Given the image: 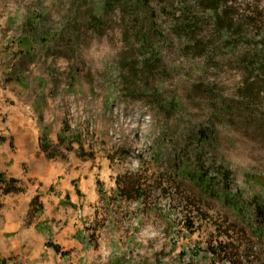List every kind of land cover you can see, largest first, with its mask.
<instances>
[{
	"label": "rangeland",
	"instance_id": "obj_1",
	"mask_svg": "<svg viewBox=\"0 0 264 264\" xmlns=\"http://www.w3.org/2000/svg\"><path fill=\"white\" fill-rule=\"evenodd\" d=\"M137 3L0 0V73L68 162L36 161L0 263L264 264V0H145L149 22Z\"/></svg>",
	"mask_w": 264,
	"mask_h": 264
},
{
	"label": "crops",
	"instance_id": "obj_2",
	"mask_svg": "<svg viewBox=\"0 0 264 264\" xmlns=\"http://www.w3.org/2000/svg\"><path fill=\"white\" fill-rule=\"evenodd\" d=\"M8 73H0V120L5 119L7 124L12 125L11 128L0 129V178L9 182L10 180L18 181L17 187L23 191L19 193L4 194V186L0 184V215L7 217V224L0 223V243L3 242V234L11 233L19 229H25L26 216L30 210L31 203L35 197L44 194L43 187L39 186L37 182H42V178L38 175L35 169V163L46 162L48 164H64L68 163L67 159H48L47 153L42 150L40 126L37 117L32 113L30 104L26 101L24 84L20 72L14 73L12 76L13 83L8 79ZM20 78V82L16 79ZM5 94L10 102L3 99ZM63 119L57 122V131L55 138L52 139L58 143V135L63 128ZM16 126V128H15ZM22 127V130L18 129ZM14 128V129H12ZM76 153L67 152V155ZM66 158H69L66 156ZM73 172V171H71ZM41 178V179H40ZM71 182L73 179H70ZM51 183H46V190H48ZM73 191V189H72ZM54 204H59V199L49 197ZM44 203L47 199H43ZM54 200V201H53ZM73 204L77 203L76 199H72ZM74 208V207H73ZM34 229L24 230L22 232L23 239L34 235Z\"/></svg>",
	"mask_w": 264,
	"mask_h": 264
},
{
	"label": "trees",
	"instance_id": "obj_3",
	"mask_svg": "<svg viewBox=\"0 0 264 264\" xmlns=\"http://www.w3.org/2000/svg\"><path fill=\"white\" fill-rule=\"evenodd\" d=\"M137 4L144 7L145 6V0H138ZM143 10L146 13L145 15L147 17L146 22H149L150 17L152 16L151 11L149 9H146L145 7L143 8ZM26 40H27L26 44L32 45V42H30L29 39H26ZM22 42L23 41H21L20 43H22ZM16 81L20 82V78L16 79ZM66 132H67V129L64 128L62 133L59 136L60 143H62V144L66 143V138L63 137V134ZM70 145H68V147ZM42 150L45 153H48V156H47L48 159H57V158L65 159V157L59 156V153H57V152L49 153V149L47 147H45L44 145L42 146ZM68 150H72V149L68 148ZM0 184H2L1 186H4L3 190H4L5 195L11 194V193H19V192L23 191L21 188L17 187L18 181H16V180H10L9 182H6L2 178H0ZM116 184H117L118 189H120L121 195L125 196L126 198L132 199L134 197V195L139 199H141L143 197V191L140 188H137L138 186L136 184H133V183L128 184V183H125L124 181L122 182L121 177H118L116 179ZM37 200H38V198L33 199L32 203H31V210H33L35 208V204H36ZM223 202L225 205H227L228 207H230L234 210H237V211L241 210L240 208L237 207V204L231 198L226 197ZM49 247L53 248L57 254H61V249L59 246L50 244ZM0 264H7V261L4 260Z\"/></svg>",
	"mask_w": 264,
	"mask_h": 264
}]
</instances>
